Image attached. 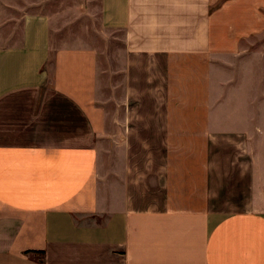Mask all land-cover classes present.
<instances>
[{"label": "crops", "instance_id": "obj_1", "mask_svg": "<svg viewBox=\"0 0 264 264\" xmlns=\"http://www.w3.org/2000/svg\"><path fill=\"white\" fill-rule=\"evenodd\" d=\"M40 3L0 0V264H264V0H100L116 48L55 47Z\"/></svg>", "mask_w": 264, "mask_h": 264}, {"label": "rangeland", "instance_id": "obj_2", "mask_svg": "<svg viewBox=\"0 0 264 264\" xmlns=\"http://www.w3.org/2000/svg\"><path fill=\"white\" fill-rule=\"evenodd\" d=\"M32 1V0H31ZM37 1V0H33ZM40 4H34L33 10H41L50 13H57L60 10H65L62 16L58 15L54 20L53 25V38L55 47L62 45H70L73 38L81 35L87 42H91L101 47H119L120 41L117 38H113L114 33L110 30L104 29L101 23V7L100 0H39ZM113 33V34H112ZM181 65H185V61L182 59ZM175 80H172V104L174 111L184 112L187 108H190L188 102L194 100L197 96H200L201 88L195 87L199 85L201 79L198 77L195 80L192 77L191 72H187L185 68L178 67ZM189 85V87H188ZM51 84L48 83L41 90L36 92H28L16 95H23L34 98L36 100V108L40 111L41 102L45 97L50 98V101L57 97V94L51 88ZM196 97V98H197ZM45 100V99H44ZM187 100V101H186ZM186 101V102H185ZM171 142L177 145V148L173 151L177 159H195V152H185L181 149L180 145L186 143L191 145H199L204 142V139L199 136H187V135H173ZM200 153V152H199ZM215 206L220 207L226 213L237 210L249 209V201L247 195L244 192L223 193L222 196L215 199Z\"/></svg>", "mask_w": 264, "mask_h": 264}]
</instances>
